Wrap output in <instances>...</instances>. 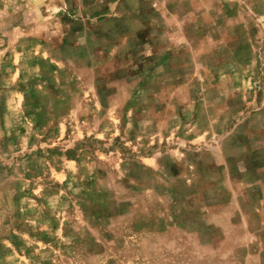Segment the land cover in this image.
Wrapping results in <instances>:
<instances>
[{
	"label": "rangeland",
	"instance_id": "rangeland-1",
	"mask_svg": "<svg viewBox=\"0 0 264 264\" xmlns=\"http://www.w3.org/2000/svg\"><path fill=\"white\" fill-rule=\"evenodd\" d=\"M0 264H264V0H0Z\"/></svg>",
	"mask_w": 264,
	"mask_h": 264
}]
</instances>
